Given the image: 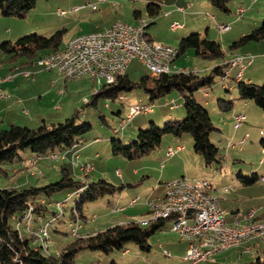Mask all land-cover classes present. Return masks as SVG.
I'll return each mask as SVG.
<instances>
[{
  "label": "rangeland",
  "instance_id": "1",
  "mask_svg": "<svg viewBox=\"0 0 264 264\" xmlns=\"http://www.w3.org/2000/svg\"><path fill=\"white\" fill-rule=\"evenodd\" d=\"M191 1H197L194 9L188 11L193 13L192 15H187L186 18H184V14H180V16H169L170 12L174 11L176 13V9L178 10L181 6L186 7ZM150 2L161 5L162 10L158 15L152 16L149 14L147 5ZM74 4H81V1L38 0L36 6L24 17L17 15L5 16L0 11V45L8 41L15 42L19 38L29 34L49 37L55 32L62 30L61 48H63L74 37L95 32L98 30L95 28L96 26H100L99 29L103 30V28L105 29L113 21L121 20L127 23H137L138 20L135 17V12L137 11L141 12V16L151 23L146 28L145 33L156 41L178 47L182 36L185 37L193 33H201L205 36L207 28L210 26L208 37L221 43L225 51V58L232 56V54H238L233 59L238 56L248 55L257 57L254 60L256 62L260 59L259 57H263L261 54L256 53L259 49L254 46L260 41H253L234 49H232V44L242 36L239 32L245 25L249 26V28L252 24L253 26L255 24L254 28L261 25L264 18V0H231L229 3V12L220 10L212 5L209 0H109L106 4L98 2V11L88 10L85 14L72 12ZM240 6L246 9L242 17H240L238 11ZM60 11H66V13L62 14ZM213 15L216 16V19ZM173 21L186 24V29L180 28L179 30H173L171 28ZM220 24L230 25V28L226 31H221L218 29ZM252 28L249 30L251 31ZM178 36L180 37L178 38ZM262 48L264 50V42H262ZM9 57L10 55L2 52L0 47L1 66L12 64L9 61ZM38 57L33 59L31 61L32 63L27 64L32 71L46 73L45 77L43 76L41 79V76L39 77L40 80H38L37 84H34L33 90L37 92V107L41 105L39 95L43 94V92L48 93L43 100L47 103L49 109L46 110L45 121L37 119L35 121H26L27 123H21V125L37 128L45 123L51 126L52 124L63 122L77 112V124L90 123L92 125L91 130L79 141V145L82 146L89 142L91 144L92 141L99 138V143H96L92 147L93 152L91 154H86L85 152H80L79 154V163H87L95 168L89 177L90 180L97 181L100 178H106L113 184H124L117 178L118 171H122L126 175L128 174L130 180L133 182L132 184H136L133 188L124 190L125 194H129L130 191L139 189L140 185L138 184V186L137 183L142 181L144 174L150 175L145 178V183L151 184V190L155 186L152 185L154 181H156V186L164 189L168 182L180 179L181 177H187L191 180L203 178V180H210L215 185L217 189L216 194L220 198L221 206L227 210V218L230 223L236 220V215L238 219L244 220L243 222H245L247 214L252 210H257L260 214L263 213L264 180L262 177H264V148L261 145V140L264 138V113L254 101H246L238 98L235 77L230 76L226 83H222L220 77H216L213 87L207 91L210 97L204 96L206 88L195 91L196 99L210 112L213 123L219 128V130L211 133L210 139L220 148V156L222 158L220 163L206 165L202 156L194 150V141L191 134L185 133L181 137L166 134L159 148H167L170 142H173L184 145L185 151L176 152L177 150H175L174 152L177 154V157L174 160H170L171 162L165 161L167 159L164 157L162 160L159 159L158 163L155 162L154 165L156 167L154 171L152 170L146 173L140 171L139 174H136L134 173V168L141 166L139 164L143 163L141 162L143 159L153 157L159 148H156L151 154L145 156V158L129 159L122 154L116 155L112 152L111 139L120 138L126 146L130 145L136 139L139 130L150 128L151 122H155L157 126L163 127L165 122L171 119H168L164 114L172 111L170 110L171 105L175 107V104L178 103H180L184 114L181 116L177 114V117H173L172 119H184L186 117V111L183 106L184 98H177L178 100L175 101V104L170 99L171 96H180V93L174 90L152 101L151 95L144 88L137 87L131 91L122 93L117 100L101 98L98 105L94 107L87 105V102L91 100L92 95L105 81H101V84H98L93 82L89 77L78 80H67L57 70L49 72L43 66L36 64ZM40 58L42 57H39L38 60ZM179 59H182L184 65L175 67L177 71L184 68L197 72L200 70V75L209 73L207 70H203L204 63H223L222 59H203L195 54L193 48L188 49ZM18 61L26 63L28 59L24 57ZM253 66L249 67V69ZM238 68L240 69V67ZM127 72L130 79L135 82L140 81L143 76L152 75L147 65L139 59H134L131 62ZM50 74H58L60 76H50ZM7 76L9 74L2 79L7 78ZM258 84H264V81ZM0 94L11 95V93L4 92H0ZM219 99L233 101V108L224 110L219 105ZM243 103H247V106L242 107ZM141 105L152 106V112L139 113L125 125L123 130L121 129L119 132H116V129L121 128V117H126L129 108L131 106ZM236 111H241L242 114H245V119L238 128H235L234 125ZM172 112L176 114L180 111L176 110ZM2 129L4 127L0 128V131ZM24 152L31 154V150L26 149L20 151V155L25 156L26 154ZM148 159L149 163L155 161L150 158ZM48 160L53 161L51 159ZM44 163L40 170L35 169L39 164L30 166L25 163L24 165L26 167L22 168L19 159L0 164V189H26L32 185L43 187L59 181L61 179L59 170L60 162L54 160L53 162ZM14 169L16 171L18 170V172L15 173ZM82 171L84 173L90 172H87V168ZM32 172L35 174H32ZM253 173H257L259 176L258 180L246 183L244 177H250ZM162 175L164 179L160 183L157 179L162 177ZM112 180H115V182ZM225 188H227V191L224 190ZM71 192L72 190H63L54 193L50 197L46 196L48 202V209L45 211L46 219L53 217V211H56L55 203L67 198ZM114 196L106 195L94 201L87 202L84 205V218L80 222L84 226V229L79 228V233L96 234L118 224L119 220H123L126 212L116 210L115 208H120L125 203L117 204L113 200ZM75 198L76 196L69 201L65 209V215L49 227L51 244L50 250L47 252L48 254H58L65 245L75 239L72 235L75 223L71 219V208L75 204ZM146 200L147 198L145 196L134 205L136 206L135 208H133L134 206L131 207L139 215V219L135 222L142 224L144 221L150 220L152 212L149 202H147L146 206ZM108 207L110 210H107ZM232 211H237V214L233 215ZM39 216H42V214H39ZM256 218L257 220L264 219V217L259 216ZM170 225H172V222L166 223L163 229L159 230L149 239V243L152 245L150 251L141 250L139 245L133 241L127 242L122 250L115 249L109 253L99 249L84 248L76 254V263L161 264L163 261H160V259L165 258L164 251L169 250L172 257H166V264H188V261L184 260V258L189 243L182 241L177 233L167 229ZM36 228H32V230ZM258 228H255V233L257 232V236L259 237H264L260 234L262 230ZM21 230L25 232L23 226ZM25 233L35 237L34 234L27 232V230ZM261 239H256V242H261L262 246L259 248L254 246L255 241L250 243L243 241L224 251L215 253L211 260L203 262L202 264H245L253 262L258 258L263 259L264 241ZM44 242L47 243V241ZM160 242L163 243L162 246H160ZM248 247H252L251 252L253 253L247 251Z\"/></svg>",
  "mask_w": 264,
  "mask_h": 264
},
{
  "label": "trees",
  "instance_id": "2",
  "mask_svg": "<svg viewBox=\"0 0 264 264\" xmlns=\"http://www.w3.org/2000/svg\"><path fill=\"white\" fill-rule=\"evenodd\" d=\"M37 1L0 0V11L5 16L24 17L36 6ZM209 1L222 11H230L231 0ZM147 9L149 14L154 16L161 12L162 7L158 3L150 2ZM138 14L139 12L136 11L135 16ZM146 36L148 37L147 34ZM262 40H264V18L261 25L235 40L232 49ZM61 43L62 30H59L49 37L29 34L15 42H4L0 47L2 52L10 55L9 61L12 63L24 57L29 62L39 55L43 57L61 50ZM190 48L194 49L197 56L206 60H223L225 58V51L220 42L210 39L207 35L193 33L180 39L179 46L176 47L175 60ZM43 52L48 53L41 55ZM228 66L229 64L225 62L217 64L206 75H200L194 71L162 73L155 76L146 75L137 82L131 80L127 73L117 75L113 83H104L92 95L87 105L96 107L101 98L117 100L122 93L137 87L144 88L151 95L152 101L177 90L184 98L183 106L186 111L184 119H169L163 127L151 122L150 128L140 129L136 139L127 146L120 138H112V152L116 155L122 154L129 159L143 158L161 145L164 135L172 134L181 137L183 134L189 133L193 137L195 152L202 156L206 165L220 163L222 160L220 148L210 139L211 133L219 128L213 123L210 112L195 98V91L212 88L216 77L223 76ZM237 90L238 98L254 101L264 113V84L239 80L237 81ZM219 105L224 110H229L233 108L234 102L219 99ZM77 117L78 113L75 112L73 116L63 122L51 126L43 123L37 128L11 123L0 131V164L19 159L22 168H24L26 167L24 164H28V162H23L24 160L38 159L41 163L49 159L42 158V155L64 152L74 145L78 146L79 141L91 130L92 125L90 123L77 124ZM261 145L264 148V138L261 140ZM26 149L31 150L33 157H21L20 151ZM59 170L61 179L43 187L32 185L26 189H0V264H77L76 254L84 248L99 249L109 253L115 249L122 250L129 241L137 243L143 251L151 250L152 245L149 243V239L166 225L168 219H159L147 225L135 221L116 224L96 234L75 238L56 255L48 254L51 243L44 241L51 239L49 229H47V237L40 236L39 227L35 230H32V226L28 227V232L34 234L35 237L21 230V223L35 219L39 214L45 215L48 202H42V199L63 190H72L69 193V201L74 196L76 198L75 204L71 208V218L75 225H80L84 218L83 207L87 202L106 195L119 194L127 186L134 185L132 183L116 185L106 178H100L97 181L80 180L76 178L70 168L64 165H61ZM258 178L257 173H253L250 177H244V181L251 183ZM55 205V212H63L64 216L68 205L65 208L63 202H56ZM261 217H264V208ZM61 218H55L54 222ZM50 222H53V217L41 224V228H49ZM53 224L51 223V226ZM25 227L27 230V225ZM72 232H75V228ZM262 238L264 239V237ZM245 264H264V258H258Z\"/></svg>",
  "mask_w": 264,
  "mask_h": 264
},
{
  "label": "built area",
  "instance_id": "3",
  "mask_svg": "<svg viewBox=\"0 0 264 264\" xmlns=\"http://www.w3.org/2000/svg\"><path fill=\"white\" fill-rule=\"evenodd\" d=\"M104 2L106 0H99ZM93 10L98 9V4H92ZM77 9V7H75ZM178 10L184 11V7H179ZM246 12L245 8H241L239 11L240 17ZM64 13V11H61ZM150 23L148 20L141 25H131L121 20L114 22L111 26L95 31L88 35L85 41L78 42L76 47L67 51L63 57L56 59L43 60L40 66L45 68H52L57 70L67 80H78L84 77H89L93 82L101 84V81L105 83H113L117 75H123L127 72V69L134 59H139L145 63L152 75H159L162 73L179 72L175 69L173 64V54L171 45L156 41L155 46L137 45V38H139L140 30H146ZM183 27L182 23L173 22L171 28L177 30ZM230 28V25L220 24L218 29L226 31ZM245 59L247 63H251L254 56L241 57L237 61L228 62L229 66L226 69V73L220 77L222 83H226L231 76L232 68L238 66L239 71L235 75L236 79H240L243 75V71L246 68ZM182 72L193 71L187 68L181 69ZM197 73V71H195ZM31 72L25 71L23 75H30ZM16 75H9L8 79H1L3 81H11ZM211 89L208 87L206 90ZM11 95H2L0 98H9ZM175 104L176 102L172 100ZM178 104H175L177 106ZM152 111V106L144 107L143 112ZM141 112H134L131 108L126 115L122 118V127L115 130H123L125 125L130 122L136 115ZM235 128H238L245 119V115L237 114L234 117ZM77 145H74L69 150H72ZM172 148L169 149L168 155H173ZM42 158H53L58 160L64 158L63 152H52L46 155H42ZM28 162V165L38 164L40 160H24ZM72 165H82L87 168L88 171H92L94 168L87 163H79V155L74 153L72 157ZM264 180V177H262ZM198 184H208V190L215 188V185L211 181L202 179L191 180L187 177H181L167 183V191L164 197L152 200L149 203H159L168 198L169 189H184V198L174 199V206L169 208L167 214L160 217V219H168L172 221V230L178 234L179 237H188V234L200 233V228H224V235H214L212 239H208V242L196 243L190 242L188 250L185 256V260L188 264H200L211 260V254L219 251L222 246H226L232 240V236L241 234V230L233 228V222L230 223L227 218V210L221 206V203H216V210H209L200 204L195 203V197H193V190H198ZM227 189V188H225ZM139 197L132 201V204L138 200ZM57 202H63L64 208L69 203V195L64 200ZM251 214H257V210L250 211L246 218ZM260 216V215H258ZM35 217V216H34ZM63 217V212H55L53 215V222L55 218ZM235 218H238L237 215ZM245 218V219H246ZM35 219L25 221L28 227L32 226ZM40 236L46 237V229L38 226ZM81 225H75V232L72 235L75 238H80L82 235L78 232ZM47 243H51V239H46ZM36 243V242H35ZM252 247L247 250L251 252ZM253 253V252H251ZM166 257H171L172 254L169 250L164 251Z\"/></svg>",
  "mask_w": 264,
  "mask_h": 264
},
{
  "label": "crops",
  "instance_id": "4",
  "mask_svg": "<svg viewBox=\"0 0 264 264\" xmlns=\"http://www.w3.org/2000/svg\"><path fill=\"white\" fill-rule=\"evenodd\" d=\"M80 1H81V4H78V5L77 4H74V6L72 8V12H76V13L81 12V13L85 14L88 10L95 11L92 8V4H94V3H97L98 4V2L101 3V4H106V3L109 2V0H106L104 2H100L99 0H80ZM196 2L197 1H191L186 7H184V9H185L184 11H180V10H177L176 9V13H174V11L173 12H170L169 13V16H171V15L172 16H180V14H184L185 15L184 18H186L187 15H192L193 13H190L188 11H192L194 9V7L196 5ZM75 7H77V9H75ZM241 8H243V6H240L239 9H238V11H240ZM98 9L96 11H98ZM64 13H66V11H64ZM64 13H62V14H64ZM135 17H136L137 20H138V18L142 17L141 16V12H139L138 16H135ZM213 17L216 19V16L215 15H213ZM173 22H175V21H173ZM113 23H114V21L111 22L108 26L112 25ZM131 24H136V23H131ZM108 26H106V27H108ZM254 27H255V24H254V26H253V24L250 25V28H249V26L245 25V27L242 28V30L239 33H240V35H244V34H246V33H248L250 31L249 29H251V28L254 29ZM95 28L98 29L96 31L102 30V29H99L100 26H96ZM184 28L186 29V24H183V27H181V29H184ZM179 29H177V30H179ZM209 30H210V26H208V28H207V33H206L207 36H208ZM148 37L151 40L155 41L151 36H148ZM179 37L180 36H178V38ZM262 42H264V41H260L259 43H256V45H254V46H255V48H258L259 49L258 51H256V53H259V55L261 54V56H263V57H259L260 59L258 61H256V62L254 60L257 57H254L253 61L250 64L247 63V59H245V63L247 64L246 65V68L243 71L242 77L240 79H236V81L245 80V81H248V82H255V83H260L261 81H264V50L262 48ZM163 43H165V42H163ZM46 53H48V52H43L41 54H46ZM237 55L238 54H232V56H227V58H224L223 59V62H225V63L226 62H230ZM239 55H243V54H239ZM243 56H240V57H243ZM247 56L248 55H246L244 57H247ZM39 57L36 59V64L41 65L42 62H39V60H38ZM179 58H180V56L177 57V59L174 62V66L175 67H181L182 65H184L182 59H179ZM22 63L23 62L18 61V62L12 63V64H8L7 66H5V65H2L1 66L0 65V92H2V93L3 92L4 93H11V95H12L9 98H0V128H3V127L4 128H7L11 123L21 125V123H27L28 121H35L37 119L38 120L42 119L43 121H45L46 110L49 109V107L47 106V103L43 100V98L48 93L43 92V94L39 95V100H40V104L41 105H39L40 107H37L38 106L37 105V99L38 98L36 97V95H37L36 93L37 92H35L33 90V86H34V84H37L38 80H40L43 76L45 77V74L46 73H44L42 71H37L38 72L37 73L36 71L30 70L29 69V65L27 63L30 64V63H32L31 61L30 62L23 63V64ZM217 64H221V62H217V63H211V62L204 63V65H203L202 68H203V70H205V71L207 70V72H210L211 69L215 65H217ZM251 66H253V67L249 69V67H251ZM129 67H130V65H129ZM129 67H128V69H129ZM183 67H185V66H183ZM128 69H127V71H128ZM25 71H30L31 74L28 75V76L23 75V74H25ZM48 71L49 72H52V70H48ZM238 71H239L238 66L232 68V70H231V76L232 77H235V75L237 74ZM11 72H14V73H11ZM126 73L128 74V72H126ZM197 73L200 74L201 73L200 70H198ZM8 74L9 75H16V76L11 81H3V80H1L2 78H4ZM55 75H58V74H50V76H55ZM59 76L60 75H58V77ZM39 77H40V79H39ZM207 91L208 90H206L204 92V96L210 97V94H208ZM177 98H182V95L180 94V96H177V97L176 96H171L170 99L176 101V100H178ZM195 98H196V94H195ZM206 103H208V102H206ZM244 106H247V103H245V104L243 103V106L242 107H244ZM43 107H44V109H43ZM56 108H59V107H56ZM181 108L182 107H181L180 103H178V105L175 106V107L173 105H171L170 106V110H172V111H176L177 110V111H180V112H177L176 114H173L174 112L169 111V112L165 113L164 115L168 119L169 118L172 119L173 117H177V114L181 116V115L184 114V112L182 111ZM150 112H152V111H150ZM237 114H242V113H241V111L240 112L236 111L235 112V115H237ZM243 115H245V114H243ZM121 118H123V117H121ZM96 143H99V138H96L94 141H92L91 144L89 142V143H87L85 145H82V146L81 145H78V146H76L72 150H66L65 152H63L64 158H60V159H58V161L60 162L61 165H64V166L70 168L71 171H73V173H74V175L76 176L77 179H80V180H83L84 179L86 181H91L89 177L91 176V173L95 170V168L92 171H90L89 173H84L82 171V169H81V166L82 165H77V166L74 167L72 165L71 160H72V157H73L74 153H76L77 155H79L80 152H82V153L85 152L86 154H91L93 152L92 147ZM170 148H172L173 151L177 150L176 152L185 151V146L184 145H182L180 143L170 142V144H169V146L167 148H159L156 151V154L153 157H148L150 159L155 160L153 163H149L148 162V160H149L148 158L147 159H143V160L140 159V160H142L141 162H143V163L139 164L141 166H136L137 168L136 167L134 168V173L139 174L140 171L145 172V173L146 172H149V171H152V170L154 171V169L156 167L154 165L155 162L158 163L159 159L162 160V159H164V157L167 159V160H165L167 162L170 161V160H174L177 157V154H175V152H174L173 155H168V151H169ZM24 154H26V155L25 156H21L22 158H24V157H33V153L32 152H31V154L30 153L28 154V153L24 152ZM79 159H80V155H79ZM44 162H48L49 163V162H53V161H49V160L46 159V160L42 161L35 169H39L40 170L41 166H43L45 164ZM164 167H165V165H164ZM14 171H15V173L18 172V170L16 171L15 169H14ZM27 171H29V170H27ZM32 174H35V173L32 172ZM149 176L150 175H147V174H144L143 175L142 181H140L139 183H137V185L138 184L140 185L139 189L132 190V191H130L129 194H125L124 193L125 192L124 190H126L127 188H133V186L136 185V184H134L133 186H127L118 195L116 194L115 196H117V197H115L114 195H112V196H114L113 197V200L117 204L118 203L122 204L123 202L125 203V205H122L120 208H115L116 210H123V212H126L125 216L123 217V220H119L118 221V224H124V223H128V222H134V221H137L139 219L138 218L139 215H137L133 211V209L131 207H133L134 205H136L137 202L141 201V199L143 197L146 196V198H147L146 203H145L146 206H147V202H150L152 200H157L158 198L165 196L166 191H167V185H166V188L163 189L161 187L156 186V181H154V182H152V185H155V186L151 190V184L145 183V178L146 177H149ZM117 178L120 179L121 182L124 183V184L133 183L130 180L128 174L126 175L122 171H118V177ZM160 178H158L157 181L159 180V182L161 183V180L163 181L164 176L162 175V177H160ZM112 181L115 182V180H112ZM137 197H139V199L136 200L132 204V201L134 199H136ZM41 201L42 202H44V201L46 202L47 200L46 199H42ZM135 207L136 206H134L133 208H135ZM108 209H109V207L107 208V210ZM54 212L55 211H53V215H54ZM232 213H233V215H236L237 214V211H232ZM257 214L260 215L259 217H261V214L259 212H257ZM50 219H46V217H45L44 214L42 216H36V218H35V220H34V222L32 224V228L38 227L39 225L46 223ZM235 219L236 220H240L242 222L244 221V220H241V219H238V218H235ZM125 221H128V222H125ZM235 221H233V223ZM168 222H172V221L171 220H168L167 223ZM245 222H246V219H245ZM245 222H243V223H245ZM22 226L24 227V229H25L24 231L26 232V227H25L26 224L24 222L21 223V228H22ZM79 228L80 229H84V226L81 225V227H79ZM167 229H170L171 231H173L172 230V225L168 226ZM80 234L82 236L93 235L92 233H86V232H81ZM257 238H262V237H256L253 241H249L247 243L254 242V241L256 242V239ZM261 240L264 241L263 238ZM247 243H245V244H247ZM162 245H163V243L160 242V246H162ZM254 246L256 248H259L262 245H261V242L258 241L256 243H254ZM248 249H249V247L247 248V250ZM136 254H138V253H136ZM166 259H167L166 256H165L164 259H160V261H163L161 264H166L165 263L166 262ZM184 260H185V258H184ZM200 264H202V263H200Z\"/></svg>",
  "mask_w": 264,
  "mask_h": 264
},
{
  "label": "bare ground",
  "instance_id": "5",
  "mask_svg": "<svg viewBox=\"0 0 264 264\" xmlns=\"http://www.w3.org/2000/svg\"><path fill=\"white\" fill-rule=\"evenodd\" d=\"M147 20L143 17H140L136 24L131 25H141L142 23L146 22ZM89 34L79 35L77 37H74L71 39L61 50L53 53L46 54L42 58H40L39 62H43V60L46 59H56L58 57H63L67 51L71 50L73 47H76L78 42H83L86 40ZM137 45H144V46H155V41L150 40L145 33V30H140L139 32V38H137ZM172 48V54H173V63L175 61L176 55H177V49L174 46H171ZM241 57H236L232 61H237ZM47 70H52V68H46ZM9 76H7L6 79H8ZM144 107H149L146 105L141 106H131L130 108L134 112H143ZM122 127V123H121ZM53 160V158H49ZM32 160H38V159H32ZM82 170H85L83 168ZM88 172V170H87ZM206 181H210L208 179H204ZM227 191V189H224ZM217 189L216 188H210L208 190V184H198V190H193V197H195V203L200 204V206L205 207L209 210H216V203H220V198L216 194ZM184 198V189H169L168 190V198H165L164 201H161L159 203L150 204L152 216L150 220L144 221L142 225H147L152 222H155L160 219V217L167 214V211L169 208L174 206V199ZM58 205V204H57ZM257 214H251L246 218L247 224H244L240 220H236L233 223V228L236 230H241V234L232 236L231 242H229L226 246H222L219 251H216L211 254V258L215 253L224 251L228 249L229 247L242 243L243 241L249 242L253 241L257 236V232L255 233V228L259 227L262 230V233H260L262 236H264V219L257 220ZM27 218V217H26ZM46 228V227H44ZM258 228V229H259ZM258 230V231H261ZM47 229H46V235H47ZM214 235H224V228H200V233H192L188 234V237H180L181 240L187 241L190 245V242H196V243H204L208 242V239H212ZM244 238V239H242Z\"/></svg>",
  "mask_w": 264,
  "mask_h": 264
}]
</instances>
